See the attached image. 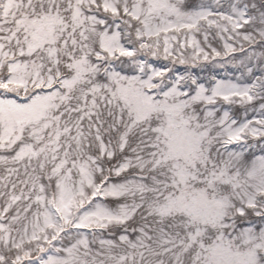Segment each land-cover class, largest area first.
I'll use <instances>...</instances> for the list:
<instances>
[{
  "label": "snow or ice",
  "instance_id": "snow-or-ice-1",
  "mask_svg": "<svg viewBox=\"0 0 264 264\" xmlns=\"http://www.w3.org/2000/svg\"><path fill=\"white\" fill-rule=\"evenodd\" d=\"M0 264H264V0H0Z\"/></svg>",
  "mask_w": 264,
  "mask_h": 264
}]
</instances>
